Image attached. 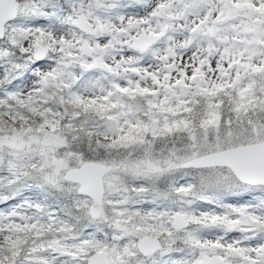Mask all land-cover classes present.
Returning <instances> with one entry per match:
<instances>
[{
    "label": "snow or ice",
    "instance_id": "6c2138e0",
    "mask_svg": "<svg viewBox=\"0 0 264 264\" xmlns=\"http://www.w3.org/2000/svg\"><path fill=\"white\" fill-rule=\"evenodd\" d=\"M0 264H264V0H0Z\"/></svg>",
    "mask_w": 264,
    "mask_h": 264
}]
</instances>
